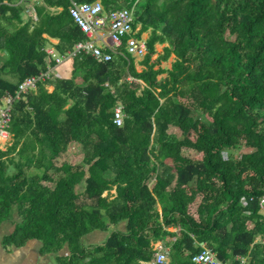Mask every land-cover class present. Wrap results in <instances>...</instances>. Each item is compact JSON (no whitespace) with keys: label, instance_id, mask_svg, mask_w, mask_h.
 <instances>
[{"label":"trees","instance_id":"trees-1","mask_svg":"<svg viewBox=\"0 0 264 264\" xmlns=\"http://www.w3.org/2000/svg\"><path fill=\"white\" fill-rule=\"evenodd\" d=\"M100 1L107 13L134 10L137 36L149 33L145 68L125 37L112 60L74 58L86 86L52 76L16 102L14 142L0 147V224L16 211L22 220L4 246L39 239L44 254L69 246L62 264H141L161 241L169 264H195L204 248L224 264H264V0ZM72 5L0 0V101L48 69L49 46L66 53L88 38ZM74 142L84 164L61 161ZM238 148L248 151L225 156ZM96 229L108 240L85 247Z\"/></svg>","mask_w":264,"mask_h":264},{"label":"built area","instance_id":"built-area-1","mask_svg":"<svg viewBox=\"0 0 264 264\" xmlns=\"http://www.w3.org/2000/svg\"><path fill=\"white\" fill-rule=\"evenodd\" d=\"M28 11L36 16L34 6H30ZM71 14L88 38L76 43L75 47L66 53H60L55 48H48L47 52L50 58L48 69L40 74L29 76L20 84L15 94L8 93L0 101V136L6 137L9 134L16 102L25 99L32 90L37 88L40 82L52 78L53 65L51 64L53 61L57 65L82 53L91 54L101 61H109L113 59V52H116L123 45L125 37H127L129 54L145 56L148 52L147 41L137 36V29L134 27L136 16L133 9L118 8L106 14L104 5L100 0L93 3H80L73 0ZM105 25L109 26V37L112 40V44L108 46L109 51H106V47L100 45L95 37ZM125 116L124 106L120 104L115 110V123L122 126L125 122ZM261 206L264 208V197L261 199ZM168 260L167 252L157 250L153 264H166ZM241 261L242 264H249L245 257L241 258ZM193 262L195 264H224L216 253L209 248H204L195 254Z\"/></svg>","mask_w":264,"mask_h":264},{"label":"crops","instance_id":"crops-1","mask_svg":"<svg viewBox=\"0 0 264 264\" xmlns=\"http://www.w3.org/2000/svg\"><path fill=\"white\" fill-rule=\"evenodd\" d=\"M32 6V4L30 3L28 8ZM28 13L32 16H34L33 14H31L29 11ZM105 13L107 14V12L105 11ZM36 15V14H35ZM36 18V16H34ZM139 28H137V33H138ZM109 26L105 25L100 31H98V33L95 35L97 42L108 48V46H110L112 44V40L109 37ZM145 34H147V36H145ZM143 34V36L141 38L147 40V38L149 37V33H145ZM53 43H57L58 40L57 39H52ZM167 44H158L157 45V49H158V54L155 55V58L163 52L164 47ZM49 48H55L53 45L49 46ZM48 49V48H47ZM56 49V48H55ZM57 50V49H56ZM59 52V51H58ZM116 52H113V55ZM136 58V66L137 69L139 71L144 70L145 65L143 64V59L144 56H135ZM176 60V55L172 54L170 59L168 61L163 62V67L166 68H171L173 65V62ZM73 61L74 58H69L66 59L65 61H63L60 64H51L52 66V76H56L58 78L61 79H69V78H73L74 81L76 82L77 85H81V86H86L87 82L83 79L84 77V71H79L74 73V67H73ZM170 61V62H169ZM67 62H70V64L66 65L65 67H63V72L59 70V68H61L63 66V64H66ZM164 63H166L164 65ZM50 65V64H49ZM48 65V66H49ZM128 79L133 80V76L132 75H128L127 76ZM162 77V76H160ZM44 82V81H43ZM42 82H40L37 86L36 89L32 90V92H30L28 95L30 94H35L38 92L39 90V86ZM45 86L47 87L49 92H53L55 90V85L51 84V83H45ZM26 97L25 101H27ZM72 101H70V103L68 104L67 107H70L72 105ZM122 104L124 106L123 103H119L118 106ZM117 106V107H118ZM116 107V108H117ZM29 110H32V107L29 106ZM116 110V109H115ZM124 112H125V107H124ZM126 114V112H125ZM126 118V116H125ZM13 120V119H12ZM11 128V126H10ZM14 142V137L11 133V130L9 129V134L6 137L0 136V147L4 150H6L7 148H9ZM83 149L82 145L78 142H74L69 146L68 152L61 158V161L67 160L70 163H73L72 161V156L74 154L75 150H80ZM84 151V150H83ZM84 159H85V153L83 155V163L84 164ZM76 164V163H75ZM82 184H84L86 186V183L83 182ZM81 184V185H82ZM84 186V189H85ZM81 189V186L79 187ZM83 189V190H84ZM82 190V189H81ZM113 194L116 193V189H113L111 191ZM197 206V205H195ZM160 208H162L160 206ZM22 217L20 215V213L18 211H16L14 213V216L12 219H8L3 221L0 224V264H62V262L59 260V256H63V257H67L69 258L70 256V249L69 246H66L61 253L56 254V253H42V247H43V243L41 240L39 239H32L30 240L26 245L24 246H13L11 249H7L4 246V238L6 236L11 235L16 227H17V223L21 222ZM126 228V222H122L119 224L118 229L124 230ZM110 236V232L109 231H104V230H100V229H96L92 232H90L89 234H87L84 238H83V244L85 247H94V246H98L101 244H105L106 241L108 240V237ZM203 246H205V243L202 244ZM155 250L157 252V250H164L165 252L168 253L169 256V260L168 263L169 264L171 258H170V249L168 247H166L161 241L155 243ZM91 260L90 257L85 259V263H89V261ZM141 264H153V259L151 261H142Z\"/></svg>","mask_w":264,"mask_h":264},{"label":"rangeland","instance_id":"rangeland-1","mask_svg":"<svg viewBox=\"0 0 264 264\" xmlns=\"http://www.w3.org/2000/svg\"><path fill=\"white\" fill-rule=\"evenodd\" d=\"M29 1H33V0H29ZM145 36H147V34H145ZM136 58H138V57H136ZM170 62V61H169ZM68 64H70V62H67L66 64H63V66L61 67V68H59V70L60 71H62L63 72V67H65L66 65H68ZM166 63H164V65H165ZM167 74H164V75H162V76H166ZM195 116L196 117H199V118H202V119H204V120H206V117L202 114V113H200V112H196L195 113ZM173 131H174V133L176 134V135H180V130L177 128V127H174L173 128ZM248 151V149H246V148H238V149H234V150H232V151H226L225 152V156L226 157H229V156H232L233 154L235 155V156H240L242 153H244V152H247ZM83 155H84V151H83V149H80V150H75L74 151V154H73V156H72V162L73 163H76V164H81V163H83ZM84 184H82L81 185V189L83 190L84 189ZM195 208H196V206H194L192 209L193 210H195Z\"/></svg>","mask_w":264,"mask_h":264}]
</instances>
